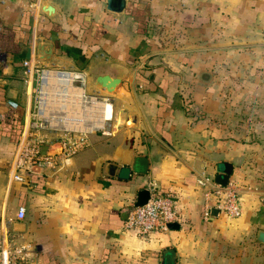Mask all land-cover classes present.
<instances>
[{
  "label": "crops",
  "instance_id": "0c3cea01",
  "mask_svg": "<svg viewBox=\"0 0 264 264\" xmlns=\"http://www.w3.org/2000/svg\"><path fill=\"white\" fill-rule=\"evenodd\" d=\"M29 5L0 0V240L30 243L38 264H162L166 247L177 264H264V0H127L121 13L107 0ZM40 41L54 45L48 65L84 71L109 96L113 134H90L66 171L15 181L23 60ZM118 66L128 72L117 92L98 88L96 77ZM129 149L148 156L146 175H99V159L121 161ZM220 161L234 165L238 217L214 207L205 216L215 196L196 179L214 177ZM153 185L174 196L180 228L140 236L124 211Z\"/></svg>",
  "mask_w": 264,
  "mask_h": 264
},
{
  "label": "built area",
  "instance_id": "2783aa9c",
  "mask_svg": "<svg viewBox=\"0 0 264 264\" xmlns=\"http://www.w3.org/2000/svg\"><path fill=\"white\" fill-rule=\"evenodd\" d=\"M42 2L30 0L29 7L35 11ZM23 78L27 101L21 138L10 165L11 180L23 181L25 175L37 172L66 171L74 156L88 146L90 134H113V103L109 96L89 88V78L84 71L48 65L45 60L31 57L23 60ZM10 104L19 106L16 101ZM109 104L110 115L107 114ZM57 144L61 145L60 153L42 154L44 145ZM196 182L207 189L208 195L215 196L214 203L208 200L206 218L212 207L233 218L242 214L241 191L236 182L220 186L209 175L198 177ZM150 192L146 204L132 205L125 221L126 229L140 236L169 230L170 223L181 221L172 194L159 191L157 185L150 187ZM25 216L26 209L20 207L17 218L22 220ZM0 264H38V261L30 243L9 236L0 240Z\"/></svg>",
  "mask_w": 264,
  "mask_h": 264
},
{
  "label": "water",
  "instance_id": "95a60500",
  "mask_svg": "<svg viewBox=\"0 0 264 264\" xmlns=\"http://www.w3.org/2000/svg\"><path fill=\"white\" fill-rule=\"evenodd\" d=\"M127 4V0H107V7L110 11L121 13ZM45 11H52L53 6L47 4L44 6ZM54 52V45L52 42L40 41L37 43L35 49L36 57L43 60H50ZM32 48L27 47V58H31ZM118 71L116 75L102 74L96 77V85L100 89H107L109 93H115L118 87L122 84L128 69L123 66L116 67ZM14 95L17 93L15 89L10 90ZM61 151V145L57 144L55 146L44 145L42 147V154H58ZM101 164V170L99 175H104L108 177H115L121 180H131L132 176L135 175H146L149 170L150 162L147 155L136 153L134 149H129L125 152L121 161L113 160H103L99 159ZM234 165L228 161H220L217 164L216 173L214 176V181L220 186H227L230 177L233 173ZM151 197V192L149 188L142 187L137 192L136 201L134 206H142L146 204ZM132 207L129 206L124 211V217L127 218ZM212 215L217 216L220 210L216 207L212 209ZM170 229H179L180 224L173 222L169 224ZM15 229L17 231H25L24 224H16ZM258 240L264 242V230L258 232ZM162 264H177V252L173 247H166L163 249Z\"/></svg>",
  "mask_w": 264,
  "mask_h": 264
},
{
  "label": "bare ground",
  "instance_id": "6f19581e",
  "mask_svg": "<svg viewBox=\"0 0 264 264\" xmlns=\"http://www.w3.org/2000/svg\"><path fill=\"white\" fill-rule=\"evenodd\" d=\"M110 113H111V104H109L107 107V114L110 115Z\"/></svg>",
  "mask_w": 264,
  "mask_h": 264
},
{
  "label": "rangeland",
  "instance_id": "374dc122",
  "mask_svg": "<svg viewBox=\"0 0 264 264\" xmlns=\"http://www.w3.org/2000/svg\"><path fill=\"white\" fill-rule=\"evenodd\" d=\"M242 139H245L246 137H241Z\"/></svg>",
  "mask_w": 264,
  "mask_h": 264
},
{
  "label": "trees",
  "instance_id": "16d2710c",
  "mask_svg": "<svg viewBox=\"0 0 264 264\" xmlns=\"http://www.w3.org/2000/svg\"><path fill=\"white\" fill-rule=\"evenodd\" d=\"M22 126H23V124H22Z\"/></svg>",
  "mask_w": 264,
  "mask_h": 264
}]
</instances>
